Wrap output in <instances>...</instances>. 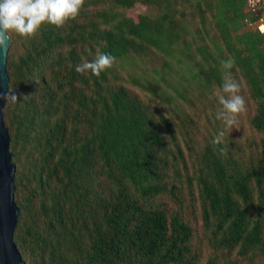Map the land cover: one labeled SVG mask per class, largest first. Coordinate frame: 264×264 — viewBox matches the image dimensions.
Masks as SVG:
<instances>
[{
	"label": "trees",
	"instance_id": "1",
	"mask_svg": "<svg viewBox=\"0 0 264 264\" xmlns=\"http://www.w3.org/2000/svg\"><path fill=\"white\" fill-rule=\"evenodd\" d=\"M111 1L104 6L107 0H85L83 23L45 24L35 38L10 34V49L16 40L23 46L22 53L6 56L8 91L18 100L3 108L16 166L13 235L21 255L28 253L33 264L197 263L190 225L153 202L177 190L163 177L175 158L158 127H166L173 144L167 119L159 112L154 118L147 103L114 85L113 67L99 78L75 70L97 49L131 63L151 48L164 55L153 73L178 95L187 80L200 90L218 82L220 60H235L231 71L244 78L257 102L251 124L262 135L261 153L243 167L207 148L199 167L202 216L207 226L214 224L209 243L221 264L264 255V33L254 28L231 35L259 15L246 10L245 0H193L201 22L213 8L222 44L212 38L213 51L204 45L192 54L171 0ZM137 1L155 4L157 15L134 21L124 10ZM183 60H190L189 79L179 74ZM131 82L160 100L171 99L151 78Z\"/></svg>",
	"mask_w": 264,
	"mask_h": 264
},
{
	"label": "rangeland",
	"instance_id": "2",
	"mask_svg": "<svg viewBox=\"0 0 264 264\" xmlns=\"http://www.w3.org/2000/svg\"><path fill=\"white\" fill-rule=\"evenodd\" d=\"M211 1L214 2V0ZM108 4H112V1L107 0L104 6ZM171 5L176 11L175 16L184 20L186 29L183 36L188 40L187 42L190 43V53L194 54L199 52V48L204 45L208 47V50L213 51L214 47L211 43L212 38H216L218 42L222 44L212 22L213 8H210L203 14L204 22H201L200 12L196 8L193 0H171ZM120 11H122V9H120ZM124 12L126 15L132 17L134 21H137L140 15H148L149 17L156 16L158 7L155 4L147 5L137 1L131 8L125 9ZM75 21H77V23H83V15L80 14ZM247 29L254 30V27L245 23L241 24L237 32H231L232 38L234 39L237 33H243ZM22 52L23 46L20 41H14L12 49H10L9 42L7 54L11 53V56L15 57V55ZM162 53L163 52L156 48H151L148 55H142L141 58L139 57L131 63L115 60L113 71L118 77L117 80H113V84L124 85L132 95L139 97L142 101L147 103L154 118L157 117V112H159L167 119L166 122L171 128L174 138L173 144L176 143V145H178L181 153L179 156L176 146L169 144L171 136L167 132L166 127H164L162 123H158L162 137L165 142H168L167 145L173 151L171 156H173V154L175 156V158L172 159V167L167 170L163 177L164 182L168 186L174 184L177 190H175L174 197L163 193L154 198L153 202L156 206L163 208L168 213H179L190 225L192 229L191 246L195 252L198 251L199 253L196 264H208V262L209 264H221L219 261L220 256H217V252H214L215 247L209 243L214 224L207 226L202 216L203 199L201 197L199 167L203 154L206 152L207 148L216 150L217 148L219 149V147H223L227 154L222 156L228 160L230 164H237L243 167L249 161L260 155V140L262 135L251 124V118L256 112L257 102L251 96L249 87L244 78L236 72H232L233 76L242 85L241 94L245 97L247 111L239 117V123L236 128L226 131L223 145L214 146L211 141L223 127L222 122L216 119V111L219 108L216 92L220 90L223 83L222 72L219 73L220 80L218 82L212 80L206 88H201V90L197 88L193 79L183 82L184 86L181 88L180 85L178 88L181 96L176 94L169 86L159 81L153 73V68H158L162 65V59L164 57ZM175 53L176 50L173 54ZM189 61L190 60H183V64L185 65L182 67L181 64V69H179V74H183L186 79H189L188 70L186 68L187 66L189 67ZM135 76L139 78H151L158 81L160 86L153 82L151 85L157 86L156 88L159 90L165 89L166 95L170 96L171 99L166 102L154 97L144 89L135 87L131 82ZM28 150H30L29 147L25 148L24 153ZM31 156H33L32 151ZM30 163L31 159H27V168L30 167ZM250 185L254 186L253 182H251ZM254 191V196H256L258 193L255 188ZM251 257H248L250 259L245 257L241 262L243 264H264V255H253ZM21 259L23 264H33L31 256L28 253L23 254V256L21 255Z\"/></svg>",
	"mask_w": 264,
	"mask_h": 264
},
{
	"label": "clouds",
	"instance_id": "3",
	"mask_svg": "<svg viewBox=\"0 0 264 264\" xmlns=\"http://www.w3.org/2000/svg\"><path fill=\"white\" fill-rule=\"evenodd\" d=\"M84 4L85 0H0V51L8 48L11 33L35 38L45 24L61 28L67 21L75 20L80 15ZM115 59L110 53L97 49L94 59L89 61L82 58L75 70L99 78L101 73L113 67ZM234 65L233 58L220 60L223 83L216 92L219 105L216 119L222 122L223 127L211 141L214 146L223 145L226 131L236 128L239 117L247 111L245 97L241 94L242 85L231 71ZM0 99L15 104L18 97L8 91L7 94H0ZM26 99L28 96L23 97V100ZM219 152L221 155L227 154L223 147H219Z\"/></svg>",
	"mask_w": 264,
	"mask_h": 264
},
{
	"label": "water",
	"instance_id": "4",
	"mask_svg": "<svg viewBox=\"0 0 264 264\" xmlns=\"http://www.w3.org/2000/svg\"><path fill=\"white\" fill-rule=\"evenodd\" d=\"M6 50L0 51V94L8 93ZM6 100L0 99V264H23L13 240L17 223L18 207L14 202V172L12 152L9 149L10 135L3 119Z\"/></svg>",
	"mask_w": 264,
	"mask_h": 264
},
{
	"label": "built area",
	"instance_id": "5",
	"mask_svg": "<svg viewBox=\"0 0 264 264\" xmlns=\"http://www.w3.org/2000/svg\"><path fill=\"white\" fill-rule=\"evenodd\" d=\"M246 10L254 11L259 15L258 20L252 22L246 18L245 22L247 25H252L260 33H264V0H245Z\"/></svg>",
	"mask_w": 264,
	"mask_h": 264
}]
</instances>
